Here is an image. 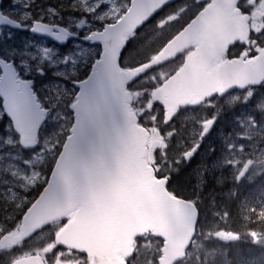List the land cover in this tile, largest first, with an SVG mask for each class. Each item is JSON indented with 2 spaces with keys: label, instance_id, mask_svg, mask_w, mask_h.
<instances>
[{
  "label": "water",
  "instance_id": "1",
  "mask_svg": "<svg viewBox=\"0 0 264 264\" xmlns=\"http://www.w3.org/2000/svg\"><path fill=\"white\" fill-rule=\"evenodd\" d=\"M173 1L133 0L118 24L89 37L100 43L102 51L88 77L75 84L78 92L71 107L70 135L46 186L22 216L19 234L3 237L1 246L23 241L42 226L72 214L55 241L63 249L86 255L90 264H125L122 259L131 256L133 239L148 232L164 242L158 264H175L184 257L194 237L197 211L170 195L165 181L156 180L146 166L147 133L128 113L129 97L124 92L141 71L124 73L117 68L124 36ZM237 1L211 0L154 60L159 65L189 46L196 47L184 67L152 94L153 101L163 107L166 122L179 108L196 107L211 97L258 87L264 81V49L250 60L241 56L216 64L229 46L248 37V18L233 10ZM0 27L19 29L1 13ZM51 30L36 23L30 32L59 44L66 42L62 35H51ZM0 69L3 111L19 145L32 150L45 112L38 111L28 85L15 80L11 63L0 62ZM12 264L41 262L30 257Z\"/></svg>",
  "mask_w": 264,
  "mask_h": 264
},
{
  "label": "rangeland",
  "instance_id": "2",
  "mask_svg": "<svg viewBox=\"0 0 264 264\" xmlns=\"http://www.w3.org/2000/svg\"><path fill=\"white\" fill-rule=\"evenodd\" d=\"M59 2L58 11L71 13L72 18L70 19L75 25L86 24L84 31L86 34H89L92 30L98 29L105 22L116 20L119 17L118 14L125 5L124 0H116L111 4L107 3L106 0H77L80 6L77 8L72 6L71 8L70 0H66L64 3L63 0H59ZM22 4H24L23 8H25L26 4ZM263 5L264 0H259L257 6L258 10L262 11ZM19 6L18 0H7L4 7H2V11L13 19L20 20L30 26L29 20L27 19L28 16L25 13L21 14ZM40 11L41 10H38V12ZM43 11L50 12V15L45 14ZM41 13L43 15L40 17L39 21H42L44 18H54V13L49 9L46 10V8H44ZM178 16L176 14L165 21L162 19L161 21L155 22L152 28L163 27L167 22L176 20ZM253 29L256 38H264V23L261 21L253 22ZM97 53L98 51L96 48L79 42L73 43L72 46L68 47L66 50L60 51L56 50L46 41L32 40L25 34L21 35V33L17 32H3L2 38L0 39V59L13 61L17 71L21 73L22 77H34L36 79L38 91L44 97L45 102L52 108V114L47 118V127L41 134L38 147L32 152L23 154L17 144L16 137L12 133L9 123L3 118L0 106V204H2L3 201L9 204L12 203L13 209L19 213L28 204V194L42 183L46 164L52 158L55 147L59 144L60 137L70 121L66 115L69 105L66 102L72 97L71 93L73 92L70 84L71 82L78 81L79 78L84 76L87 66L93 61V58L97 56ZM167 69H169V67L165 70ZM39 71L42 73L39 74ZM160 79H164V72H157L152 76L144 78L140 82L139 87L144 89L142 92L146 94L145 98H149V86H154ZM261 94L260 92H248L233 95L227 100L236 101L234 104H237L244 110L243 125L242 127L237 126L235 131L236 135L229 139L231 145L228 146L223 162L227 166L221 165V162H213L214 165L213 163H211L212 165H202L203 168L206 167V173L198 169L190 170L192 173V180L193 177L195 179V183L191 190L192 193L196 192L197 186L200 184L204 186L206 180L213 179V181H215L213 183L216 184V186L211 185V188L217 187V182L223 183V180H228L237 169L241 170L240 167L238 168V165L242 159L244 162H248L251 165V171L246 183L245 181L242 183L243 187H248V183L255 182L256 178L259 176L261 177L259 183H262L264 186V118L261 115L254 118L256 112L264 113V99H261ZM225 104V102L220 103L213 101L205 105L204 108L199 109L200 111L197 110L189 114L185 113L182 116V124L188 128H184L181 123H177V132L175 133L173 130L174 133H169L166 141L158 133H153L151 138V149L148 153L151 163L153 162L154 151H157L159 165L163 162V174L169 176V173L173 171L171 162L177 163L182 156V152L178 151V146L181 149L186 148L188 156L191 157L193 146L191 136L196 132L198 135H205L204 125L208 122L207 118L210 116L216 118L217 113L225 109ZM146 105H149V103L144 102L143 106ZM153 118L154 117L151 119ZM187 118L191 120L190 125L186 123ZM154 120L156 121V118ZM222 123L227 124L228 119L223 118ZM241 129L244 130L242 138H240ZM185 138L186 140L183 142ZM206 156L207 154H201L202 159ZM159 170H162V167H159ZM175 172L176 170L173 171L174 174ZM217 190H219L218 187ZM245 200L247 201V210L243 213L244 215L246 212L250 211L256 213L257 216L264 217V187L259 190L256 195L247 196ZM4 215V218H6V216L8 218L13 217V214L10 216V213L9 215L7 213ZM3 231L4 228H1L0 225V233ZM215 238L225 242H233L235 240V238L228 234H218ZM205 239V236H201L202 241ZM252 239L257 245H264V234L253 236ZM49 240V233L41 234L25 244L24 247L29 251V254H39L50 244ZM202 241L198 240L196 242L194 248L188 254V259L181 264H202L199 253H201L205 247L214 249L222 247V245L217 242H207L203 244ZM13 250L14 248L0 247V253L4 255L3 258L16 255V252ZM211 255L212 253L207 252L206 255H203V258L208 261ZM63 257L64 255H57V257L53 256L49 259L52 264L75 263V261L68 263L63 262ZM233 263L249 264V260L242 259L240 255H234Z\"/></svg>",
  "mask_w": 264,
  "mask_h": 264
},
{
  "label": "trees",
  "instance_id": "3",
  "mask_svg": "<svg viewBox=\"0 0 264 264\" xmlns=\"http://www.w3.org/2000/svg\"><path fill=\"white\" fill-rule=\"evenodd\" d=\"M192 6L195 7L193 4ZM150 40H152L151 31L144 29L137 35V37L133 41L127 44L124 55L129 60V62L132 63V65H136L141 60L146 59L145 53L147 47L151 46V44H149ZM66 135L67 131H65L64 135L62 136L63 138L59 146H56L52 158L48 161V165L44 173L45 178H47L49 174L51 166L53 165V162L59 152L60 145L62 144ZM190 166L191 161H189L187 165L181 164L180 166H178V171L176 172L174 177L171 178L172 180L168 184V190H170L175 196L180 197L184 200H191L193 198V193L192 191H190L193 187ZM210 181L214 182L211 179ZM42 186L43 184L39 186L37 192H34L35 194L32 192L28 194V202L32 203L34 201L39 189H41ZM213 186H216V184L213 183ZM217 187L219 188V190H217ZM217 187H212L209 192L202 193L200 196L201 198H199L198 200L200 217L193 245H195L198 240L202 241L201 236H206L207 238L205 241H202L203 244H206L207 242H214L213 234L206 229L210 228L211 226L214 227V229L226 228L225 231L234 235L237 234L244 238H247L250 233L255 231V229H264V218L258 217L255 220H246L244 216L239 213V200L242 195L245 194L242 190L237 188L233 192L229 191V188L224 187V185L222 187ZM26 207H24L19 213H17V211L13 209L12 203L9 204L3 201L2 204H0V225L1 228H4V231L0 233V237L5 233L13 231L19 226L21 215L23 214ZM6 213L8 215L10 213V216H12L13 214V217H10L11 219L7 216L6 218H4V214ZM64 223L65 220H62L57 224L47 226L42 231H55ZM26 243L27 242L22 243L23 245L21 247L13 250L17 253V255H15L13 258L20 256V253L26 251V248L24 247V244ZM160 246L161 242L155 240L149 235L136 240L134 244V253L132 257L126 261L127 264H156V260L159 256ZM58 251L60 250H57L56 252ZM207 252L212 253L208 261L203 258V255H206ZM2 254L3 253H0V264H7L9 261L5 263L1 262L5 259L3 258L4 255ZM199 254L202 264H233L234 255H240L242 259H248L249 264H264V248H252L245 241V239L235 243L234 245L228 246L226 255L224 250V256L223 248L214 249L205 247ZM70 256L78 260L79 264H88L87 260L82 256H75L73 254H70Z\"/></svg>",
  "mask_w": 264,
  "mask_h": 264
},
{
  "label": "flooded vegetation",
  "instance_id": "4",
  "mask_svg": "<svg viewBox=\"0 0 264 264\" xmlns=\"http://www.w3.org/2000/svg\"><path fill=\"white\" fill-rule=\"evenodd\" d=\"M23 3H27V1H32L31 4H27L25 7V11H21V14H26L28 17L27 19L29 20L28 22L31 23L33 21H38L40 19V17L43 15L42 13L38 12V11H33L34 10V5L38 4V0H20ZM49 1V0H48ZM109 1V0H108ZM259 2V0H242L239 3V6L241 8V10L243 11V14H247L250 15L252 14L253 11V7ZM58 23L67 28L73 35V40L75 41H83L84 40V26L81 27V25H78V31L76 32L74 29H72L69 26V21L64 22L61 19H58ZM68 19V18H67ZM251 23V22H250ZM254 36V34L251 35V37ZM238 44V43H237ZM237 47H241V45H237ZM245 47H254V45H256V41L254 39L249 38L247 43L242 44ZM42 72L39 71V74H41ZM34 81V80H33ZM224 102V100H223ZM196 112V111H194ZM226 115V114H225ZM243 118H242V114H237L236 118L234 120L235 125H238L239 127H242L243 123ZM220 125L225 126V124L221 123V121H218V119L213 118L212 116L209 117L208 122L204 125V127L206 128V132H209V135L211 134L212 136H216V135H220V133H224L226 132V129H220L218 128ZM241 132H243L244 130H240ZM196 141H197V145H196V154H195V162L197 164L198 169L200 168V163L202 162V158H201V154H203L201 152V148L202 145L200 144L201 138L204 136L203 134H199L196 132ZM225 143L226 141H221L218 150L216 149H209V162H221V165L227 166L226 164H224V160H225V156H223V153L226 151L225 148Z\"/></svg>",
  "mask_w": 264,
  "mask_h": 264
},
{
  "label": "bare ground",
  "instance_id": "5",
  "mask_svg": "<svg viewBox=\"0 0 264 264\" xmlns=\"http://www.w3.org/2000/svg\"><path fill=\"white\" fill-rule=\"evenodd\" d=\"M188 21H191L190 19H188ZM213 163V162H212ZM212 165V164H211ZM213 165H214V163H213ZM216 167V166H215ZM210 168V167H209ZM211 169H212V167H211ZM214 170V169H213ZM216 171V170H215ZM210 176V175H209ZM208 177V176H207ZM215 178V177H214ZM224 178V177H223ZM213 180V179H212Z\"/></svg>",
  "mask_w": 264,
  "mask_h": 264
}]
</instances>
